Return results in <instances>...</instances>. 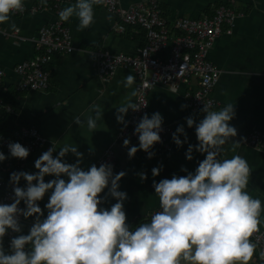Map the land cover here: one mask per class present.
Wrapping results in <instances>:
<instances>
[{
	"label": "clouds",
	"instance_id": "9594fccd",
	"mask_svg": "<svg viewBox=\"0 0 264 264\" xmlns=\"http://www.w3.org/2000/svg\"><path fill=\"white\" fill-rule=\"evenodd\" d=\"M105 3L71 0L58 17L65 22L76 17L77 30H83L94 23L95 6ZM40 4L46 8L48 0H40ZM24 8L25 0H0V24ZM134 82L135 77L128 74L118 83L130 88ZM136 95L132 91L116 106V120L124 127L129 123L125 119L129 109L138 111L147 105L133 102ZM200 111L204 115L198 121L192 116L185 118L188 127L195 126L198 142L188 143L182 124L172 133V140L177 147L188 143V160L193 159L194 150L204 158L192 171L182 166L185 175L173 173L171 178L154 179L158 208L135 227L125 209L128 194L120 190L126 172H114L110 162L82 167L84 153L76 143L57 145L52 139L51 146L34 161L37 171L10 173L12 202H0V264H250L258 246L252 237L264 223V200L248 191L252 169L236 153L241 143L232 139L238 132L230 123L235 107L226 103L214 109L211 103H203ZM103 112L100 104L92 103L88 114L73 115L72 119L79 128L86 126L93 133L99 129ZM162 125L161 112L142 115L133 133L138 145L129 147L130 140H123L129 159L138 150H144L149 159L155 155L153 147L162 141ZM229 143L232 155L225 148ZM7 148V155L0 150V162L9 156L25 159L30 154L18 141L9 142ZM69 153L77 158L75 162L65 159ZM162 169L163 164L154 166L152 176ZM138 175L147 179L145 172ZM46 176L53 178L46 181ZM21 179L24 186H20ZM46 194L42 209L38 202ZM106 202L110 206H104ZM21 216L33 218L26 234ZM10 231L17 235L11 237L6 249L4 237ZM259 259L264 264V249L259 251Z\"/></svg>",
	"mask_w": 264,
	"mask_h": 264
},
{
	"label": "crops",
	"instance_id": "0c3cea01",
	"mask_svg": "<svg viewBox=\"0 0 264 264\" xmlns=\"http://www.w3.org/2000/svg\"><path fill=\"white\" fill-rule=\"evenodd\" d=\"M142 1L144 0H120L125 7ZM39 2L40 0H25V5L31 7ZM70 2L71 0L65 1L62 6L65 7ZM221 3L235 5L244 15L236 19L233 32L222 34L209 52V59L221 70L220 79L213 89V95L220 104L214 109L226 103L234 104L236 115L230 123L237 128L238 134L232 139L241 143L236 153L242 155L252 169L248 191L264 200V152L242 141L251 130L260 129L264 132V0H161V7L166 17L172 21L180 17L201 18L210 15ZM57 16L55 10H27L25 13H13L10 21L0 24V68L5 70L1 93L2 96L8 91L17 94L7 130L12 136L22 127H37L45 137V143L30 156L23 169L29 172L37 171L34 161L51 146L52 139L57 145L76 143L78 150L84 153L81 166L85 168L102 157L106 149H113L114 172H126L121 178L120 190L128 194L125 209L129 223L134 224L158 208V198L152 187L154 179L159 181L161 178H171L173 173L185 175L180 171L182 166L192 171L204 158V154L195 150L192 160L185 156L188 143L198 142L195 126L188 127L185 118L192 116L198 121L204 115L202 112H193L186 102V92L195 88L196 82L192 80L191 84H181L178 88L156 85L150 90L148 114L159 111L163 116V123L171 125V147L150 159L143 150H138L129 159L127 148L123 146L124 139L118 137L122 124L117 122L115 114L116 106L132 91H136L137 76L132 69L124 67L118 68L111 77L100 76L97 58L92 51L102 49L113 53L135 54L146 42L145 30L138 26L128 27L125 33L117 32V18L101 5L95 6V21L88 28L77 30L78 20L72 17L66 24L71 30L76 50L70 54L52 55V60L46 65L50 73L48 89L22 91L18 87L21 77L15 67L37 55L35 40L40 28L58 19ZM128 74L135 77V82L130 88H125L118 82L123 81ZM132 99L135 102L136 96ZM92 103L100 104L104 111L103 118L98 121L99 129L93 133L86 126L79 128L72 119L73 115L88 114ZM130 112L131 109L125 119ZM181 124L185 127L188 143L177 147L172 140V133ZM180 138L183 140L184 136L181 135ZM129 140V147L138 145L135 140ZM90 148L92 151H89ZM225 148L228 149V155L233 154L231 143L225 145ZM65 159L71 163L77 158L69 153ZM160 164H163L162 171L153 177L151 169ZM140 172H145L147 179L141 180L138 175ZM52 178L46 176L45 180ZM20 183L24 186L26 182L21 179ZM47 199L46 194L38 202L42 209ZM108 200L115 202L111 197ZM104 206L110 204L106 202ZM46 212L45 209V214ZM32 223L33 218H22L25 234ZM260 228L264 231V223ZM250 264H261L258 249Z\"/></svg>",
	"mask_w": 264,
	"mask_h": 264
},
{
	"label": "built area",
	"instance_id": "2783aa9c",
	"mask_svg": "<svg viewBox=\"0 0 264 264\" xmlns=\"http://www.w3.org/2000/svg\"><path fill=\"white\" fill-rule=\"evenodd\" d=\"M65 1L68 0H48L46 8L40 2L31 7L25 5L24 11L15 13H25L27 10L31 12L55 10L58 14ZM101 6L117 18L115 24L117 32L125 33L128 27L138 26L146 31V42L135 54L113 53L102 49L92 51L97 58L98 73L104 78L113 76L120 67L132 69L137 76L135 102L140 105L147 104L138 111L131 110L126 119L129 123L127 127L122 124L119 139H133L139 143L138 136L133 134L135 123L144 113H148V96L150 90L156 85L178 88L181 84H191L194 80L196 87L186 92V102L195 113L201 112L203 103H211L213 108L220 104L213 95V89L220 79L221 70L209 59V52L222 34L233 32L236 19L244 15L243 11L232 5L221 3L212 10L210 15L201 18L180 17L171 21L164 14L161 0H144L129 7L123 6L120 0H106V3ZM57 18L40 28L35 40L37 55L15 67V71L21 77L18 87L22 91L48 89L50 73L46 65L52 60V55L54 53L70 54L76 50L69 26L58 16ZM4 77L5 70L0 68V88ZM197 95L199 98L196 97ZM5 108L10 113L14 112L11 105H6ZM162 127L163 131L160 133L162 141L155 143L153 147L155 154L168 151L171 147L169 139L171 125L163 123ZM17 141L28 147L30 154L25 159L9 156L0 162V202L11 203L13 195L12 185L3 174L12 168L17 171L23 170L30 156L45 143L46 139L37 127H22L12 136L0 132V150L6 155L7 144ZM242 141L264 152L262 130H251ZM102 162L115 165L113 149H106L104 155L95 163L99 166ZM20 186H22L21 183ZM20 207H23V202ZM147 217L141 220L144 221ZM22 218L23 216L20 217L21 223ZM15 235L17 233L11 231L5 235L8 244L11 237ZM252 239L258 245V252L264 249V231L261 228Z\"/></svg>",
	"mask_w": 264,
	"mask_h": 264
},
{
	"label": "trees",
	"instance_id": "16d2710c",
	"mask_svg": "<svg viewBox=\"0 0 264 264\" xmlns=\"http://www.w3.org/2000/svg\"><path fill=\"white\" fill-rule=\"evenodd\" d=\"M233 7L236 8L235 5L232 4ZM238 10L242 11L241 9H239L237 7ZM141 28V27H140ZM143 29V28H142ZM145 34H146V31H145ZM0 94H1V103H0V132H3L5 133L6 135L8 136H11L10 135V131L7 130V126L10 122V115H12L9 111L6 110L5 106L6 105H13L15 100H16V92H7L6 94H4L2 96V93H1V88H0ZM13 107V106H12ZM13 171H17L15 168H12L9 172L7 173H4L3 176L6 180H9L10 178V173L13 172ZM143 222L142 220H139L138 222H135L132 226L135 227L137 226L139 223ZM9 246V244L7 243V239L6 237H4V247L7 249Z\"/></svg>",
	"mask_w": 264,
	"mask_h": 264
}]
</instances>
